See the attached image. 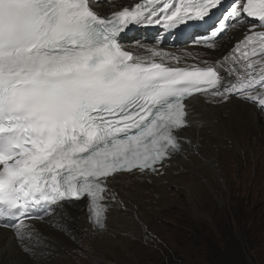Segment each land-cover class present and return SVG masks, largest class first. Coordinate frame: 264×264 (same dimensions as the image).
Returning a JSON list of instances; mask_svg holds the SVG:
<instances>
[{
    "label": "snow or ice",
    "instance_id": "obj_1",
    "mask_svg": "<svg viewBox=\"0 0 264 264\" xmlns=\"http://www.w3.org/2000/svg\"><path fill=\"white\" fill-rule=\"evenodd\" d=\"M223 0H137L109 16L92 0H0V226L30 236L42 219L84 201L106 228L110 187L125 173H158L196 147L201 98L264 109V0H233L200 42L202 56L123 46L130 25L166 30L205 21ZM245 28L222 57L218 37ZM191 57L192 63H188ZM187 102V103H186Z\"/></svg>",
    "mask_w": 264,
    "mask_h": 264
},
{
    "label": "bare ground",
    "instance_id": "obj_2",
    "mask_svg": "<svg viewBox=\"0 0 264 264\" xmlns=\"http://www.w3.org/2000/svg\"><path fill=\"white\" fill-rule=\"evenodd\" d=\"M229 1L223 0V6L214 10L213 14L221 10ZM114 2L121 7H129L134 6L137 0H114ZM112 4L113 0H108L106 3L99 2L95 4V9L104 16H109L113 11ZM242 35L239 32L235 33V41L237 42ZM138 44L143 45L144 48H158L182 57H188L189 54L195 56L197 53L202 56L208 51L200 45L185 43L179 47L168 45L159 47L142 40L131 42V49H136ZM232 47L222 39L212 56L220 58ZM192 62L189 57L188 63ZM194 111L196 120L201 121L202 126L190 129L187 135L196 147L186 146L185 152L173 156L158 173L144 175L125 173L124 179L116 180L111 184L110 187L118 199L123 201V205L107 202L109 203L107 226L103 231H97L90 226L85 202L84 210L83 207L72 209L64 205L44 221L27 222L30 236L24 241L17 238L15 230L10 231L0 227V264L6 261L9 264H57L58 262L54 261L57 259L55 257L67 259L63 255H66L70 246L75 248L71 250L72 253L79 251L77 243L83 236H88L94 242L93 248L97 246L100 249H107V253L112 255L113 245L120 244L127 248L123 244L122 236L130 237L129 231L138 233L146 231L147 218L150 217L149 210L162 206L167 194L173 188L183 191L192 201L204 203V198L207 197L206 189L212 190L215 187L212 186L214 182L220 185L224 181L223 162L227 159V155L235 157L237 152L249 148L252 143L258 145L259 141L255 142L252 137L258 131H264V123H258L261 119L252 104L235 97L227 102L201 98L196 103ZM229 144L231 148L228 147V151L221 153L220 148ZM148 191L149 193L157 191L163 198L155 200L153 195H148ZM123 228L127 233L125 235ZM54 233L59 235L56 236ZM83 246H86L85 243Z\"/></svg>",
    "mask_w": 264,
    "mask_h": 264
},
{
    "label": "rangeland",
    "instance_id": "obj_3",
    "mask_svg": "<svg viewBox=\"0 0 264 264\" xmlns=\"http://www.w3.org/2000/svg\"><path fill=\"white\" fill-rule=\"evenodd\" d=\"M245 31V28H231L223 41L232 47L236 44L235 33ZM252 107L259 113L258 123H264V109ZM252 140L259 144L252 143L235 157L227 155L223 162L224 181L220 185L214 182L212 190L206 189L204 203L192 201L183 191L173 188L162 206L149 210L145 232L129 231L130 237L122 236L127 248L113 245L111 255L107 249L93 248L94 242L83 236L77 243L79 251L72 253L75 248L70 246L63 255L67 259L55 257L54 261L57 264H217V257L234 247L238 259L244 254L246 264H264V131H258ZM226 146L220 148L221 153L231 148V144ZM148 195H153L155 200L163 198L157 191H148ZM83 203L68 207L84 210ZM123 232L127 234L124 228Z\"/></svg>",
    "mask_w": 264,
    "mask_h": 264
},
{
    "label": "trees",
    "instance_id": "obj_4",
    "mask_svg": "<svg viewBox=\"0 0 264 264\" xmlns=\"http://www.w3.org/2000/svg\"><path fill=\"white\" fill-rule=\"evenodd\" d=\"M233 247V246H232ZM235 248L233 247L231 252H228V250L223 253L222 257H217V264H246L245 259L243 258V255H239L241 257V260L237 258V253L235 252Z\"/></svg>",
    "mask_w": 264,
    "mask_h": 264
},
{
    "label": "clouds",
    "instance_id": "obj_5",
    "mask_svg": "<svg viewBox=\"0 0 264 264\" xmlns=\"http://www.w3.org/2000/svg\"><path fill=\"white\" fill-rule=\"evenodd\" d=\"M252 106H254V105H252Z\"/></svg>",
    "mask_w": 264,
    "mask_h": 264
}]
</instances>
